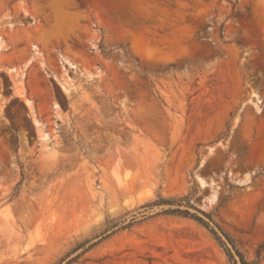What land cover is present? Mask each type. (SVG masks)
<instances>
[{
    "label": "rangeland",
    "instance_id": "1",
    "mask_svg": "<svg viewBox=\"0 0 264 264\" xmlns=\"http://www.w3.org/2000/svg\"><path fill=\"white\" fill-rule=\"evenodd\" d=\"M193 190L252 259L264 0H0V264H59L106 218ZM159 211L71 264H230Z\"/></svg>",
    "mask_w": 264,
    "mask_h": 264
},
{
    "label": "trees",
    "instance_id": "2",
    "mask_svg": "<svg viewBox=\"0 0 264 264\" xmlns=\"http://www.w3.org/2000/svg\"><path fill=\"white\" fill-rule=\"evenodd\" d=\"M194 195V190L179 197H164L157 194L152 201L146 202L138 207L137 213L141 214V219H138L136 214H132L129 220H124L122 216L117 218H106L102 229L93 238L84 239L77 242L65 255L60 259L59 264L65 261L64 264H71L93 248L101 240L107 238L113 233L131 227L135 223L140 222L147 216L145 211L153 207H160V211L155 214L177 215L195 220L197 223L205 227L215 241L223 248L230 264H259L263 260L264 239L257 245L254 250L253 258L248 259L235 244L233 238L229 236L220 225L212 218L210 213H206L199 209L191 198ZM78 251V252H77ZM77 252L76 254H74ZM72 254H74L72 256Z\"/></svg>",
    "mask_w": 264,
    "mask_h": 264
}]
</instances>
